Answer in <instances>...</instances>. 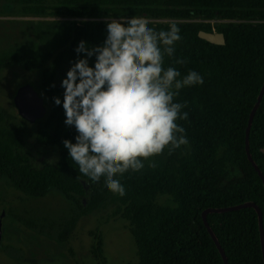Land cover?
Here are the masks:
<instances>
[{"label":"trees","instance_id":"obj_1","mask_svg":"<svg viewBox=\"0 0 264 264\" xmlns=\"http://www.w3.org/2000/svg\"><path fill=\"white\" fill-rule=\"evenodd\" d=\"M108 16L147 17L156 31L175 22L182 39L172 57L164 56L163 66L177 69L181 79L196 71L204 80L180 89L173 100L186 104L182 113L188 119L177 124L185 129L188 143L143 161L140 171L115 177L125 187L123 197L110 192L104 178L94 183L82 175L62 143H75L78 134L64 123L62 72L83 58L75 52L80 41L90 47L103 44ZM0 17L60 20L33 23L24 45L0 50V71L19 67L40 74L39 88L50 112L39 122L44 126L35 141L56 152L54 161L34 166L23 140L25 124L16 126L0 108V176L26 197L43 198L54 189L70 203L85 201L77 217L61 226L60 242L72 234L78 217L112 207V216L128 225L138 264H223L202 214L254 204L261 212L262 242L253 208L210 212L205 220L226 264H264V185L245 152L247 122L264 83V0H0ZM200 31L222 34L224 46L199 39ZM53 97L61 99L60 106ZM247 144L264 177V95ZM159 197H167L171 206L158 205ZM28 227L34 225L28 222ZM101 244L96 237L92 254L98 264H104Z\"/></svg>","mask_w":264,"mask_h":264},{"label":"clouds","instance_id":"obj_2","mask_svg":"<svg viewBox=\"0 0 264 264\" xmlns=\"http://www.w3.org/2000/svg\"><path fill=\"white\" fill-rule=\"evenodd\" d=\"M106 31L99 46L79 42L75 52L83 58L61 82L64 123L78 133L75 143H62L82 175L94 183L104 178L107 189L123 197L125 187L115 177L140 171L143 161L188 143L185 129L177 124L188 119L182 113L186 104L173 100L180 89L204 80L196 71L181 79L177 69L163 66L164 56L172 57L182 39L175 22L156 31L147 17L108 16ZM92 57L95 63L89 66ZM53 100L61 105L59 97Z\"/></svg>","mask_w":264,"mask_h":264},{"label":"rangeland","instance_id":"obj_3","mask_svg":"<svg viewBox=\"0 0 264 264\" xmlns=\"http://www.w3.org/2000/svg\"><path fill=\"white\" fill-rule=\"evenodd\" d=\"M31 17H0V50L24 45L30 37L33 23L58 21ZM60 21V20H59ZM106 21L107 20H103ZM220 23L221 21H200ZM214 33V32H213ZM95 60H89L94 66ZM72 65H65L61 81ZM40 74L25 72L19 67L0 71V108L13 117L16 126L25 124L23 140L27 155L34 166L41 167L56 158L53 149H42L35 137L50 112V105L39 88ZM30 86L43 100L46 115L28 124L14 106L17 91ZM157 204L171 206L167 197H159ZM78 206L85 201L70 203L54 189L43 198L26 197L0 176V264H98L92 251L96 237L101 241L104 264H138L139 256L127 223L113 217L112 207H101L76 219L72 234L60 242L57 238L61 226L76 218ZM28 222L34 227L29 228Z\"/></svg>","mask_w":264,"mask_h":264},{"label":"water","instance_id":"obj_4","mask_svg":"<svg viewBox=\"0 0 264 264\" xmlns=\"http://www.w3.org/2000/svg\"><path fill=\"white\" fill-rule=\"evenodd\" d=\"M198 38L209 43L212 45H216V46H224L225 41H224V36L220 33H207L204 31H200L198 33ZM264 95V83L261 87V90L259 92L257 101L251 111V114L249 116L248 122H247V127L245 130V152L246 155L248 157L249 163L251 164V166L253 167L254 171L257 173L258 177L260 178L262 184L264 185V177L261 175V173L258 171L257 167L255 166V164L253 163L252 159L250 158V154H249V149H248V134H249V127H250V123L252 120V117L257 109V106L259 105L262 97ZM14 106L18 111L19 116L26 122H28V124H32L37 122L38 120L42 119L46 112L43 106V100L39 97V95L35 92L34 89H32L30 86H23L21 87L14 98ZM253 208L255 209L258 218H259V230H260V237H261V242L263 240V228H262V219H261V212L258 208H256V205L254 204H245V205H241L238 207H234V208H228V209H221V210H207L202 214V221L203 224L205 226V228L207 229L210 237L212 238V240L214 241V244L216 245L217 249L219 250L221 257L223 259V264H226V260H225V256L222 253V251L220 250L218 244H216V240L213 237L211 231L209 230L206 220H205V216L207 213L210 212H231V211H235V210H239V209H243V208ZM262 255H263V260H264V246L262 245Z\"/></svg>","mask_w":264,"mask_h":264},{"label":"built area","instance_id":"obj_5","mask_svg":"<svg viewBox=\"0 0 264 264\" xmlns=\"http://www.w3.org/2000/svg\"><path fill=\"white\" fill-rule=\"evenodd\" d=\"M166 22H168V21H166Z\"/></svg>","mask_w":264,"mask_h":264}]
</instances>
